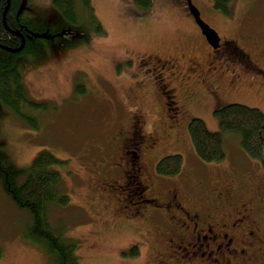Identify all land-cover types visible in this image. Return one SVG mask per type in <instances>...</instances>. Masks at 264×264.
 Returning a JSON list of instances; mask_svg holds the SVG:
<instances>
[{"label":"rangeland","instance_id":"1","mask_svg":"<svg viewBox=\"0 0 264 264\" xmlns=\"http://www.w3.org/2000/svg\"><path fill=\"white\" fill-rule=\"evenodd\" d=\"M194 1L204 19L224 39L239 36L242 31L253 33L257 24L264 22V0H235L230 4L229 16L213 8L214 0ZM92 3L105 33L89 34L90 40L87 32L63 25L53 0H23L30 16L44 27L51 25L61 36L53 40L52 34L44 31L49 50L41 49L23 62L30 97L51 106L47 112H34L40 121L39 130L29 128L0 107V145L6 162L17 171L30 165L43 151L63 162L53 169L61 173L59 188L70 200L64 207L51 205L48 215L54 228H63L66 238L76 243L79 264H154L161 247L152 246L151 236L143 234L140 225L128 223L132 211L123 209L119 214L116 209L122 206L114 200L119 198L124 204L126 193L122 189L113 191L108 184L114 172L119 171V132L131 122L133 113L147 114L150 126L158 133L165 127L164 96L157 87L159 82L153 78V84L152 78L145 76L146 71L131 61L148 59L150 55L177 59L181 72H167L164 77L169 87L182 96L188 86L187 67L193 59L203 61L208 46L201 33L188 23L180 0H153L147 12L134 0ZM78 84L84 86V95L75 93ZM192 84L203 89L195 78ZM239 89V93L225 89L222 105L203 102L182 108L184 119L176 138L165 133L162 151L181 155L184 160L181 173L172 177L183 191L186 192L185 176L191 173L216 174L220 181L227 177L241 187L245 184L242 179L264 170V156L263 160L250 158L241 146L240 134L222 132L214 115L215 110L229 103L264 112L263 85L246 82ZM205 91L204 88L200 98L207 97ZM193 118L202 119L210 131L222 134L224 159L205 163L197 156L188 132ZM157 157L155 165L164 155ZM23 179L18 175L16 181ZM31 223L30 213L13 203L0 180V264H54L43 247L27 238ZM155 228L151 235L160 237L161 230ZM134 245L140 248L137 256L129 252Z\"/></svg>","mask_w":264,"mask_h":264},{"label":"flooded vegetation","instance_id":"2","mask_svg":"<svg viewBox=\"0 0 264 264\" xmlns=\"http://www.w3.org/2000/svg\"><path fill=\"white\" fill-rule=\"evenodd\" d=\"M180 1L188 23L203 36L187 0ZM192 2L199 9L201 19L208 23L195 1ZM220 37L219 46L214 48L203 36L207 52L203 61L193 59L187 67L190 68L186 76L188 86L182 96L169 87L164 77L167 72H181L177 59L150 55L148 59L131 61L146 71L145 76L148 80L152 78L153 84V78L159 82L166 129L158 133L150 126L147 114L133 113L131 122L119 132L116 156L119 161L116 171H119L114 172L108 184L113 191L122 189L126 193L124 204L115 197L114 201L122 206L116 209L119 214L123 209L132 211L129 217L125 216L128 223L140 225L141 232L151 236L152 246L161 247L154 264H264V170L242 179L241 183L245 184L241 187L227 177L220 181L216 174L191 173L185 176V192L177 180L160 175L155 165L157 154L168 156L160 148L161 143L167 139L165 133L176 138L186 106L203 102L222 105L225 89L239 93V87L246 82L264 86V22L257 24L253 33L242 31L232 39ZM192 78L203 89L190 86ZM204 88L205 99L200 98ZM156 99L159 100L157 96ZM156 226L162 234L155 239L151 231Z\"/></svg>","mask_w":264,"mask_h":264},{"label":"trees","instance_id":"3","mask_svg":"<svg viewBox=\"0 0 264 264\" xmlns=\"http://www.w3.org/2000/svg\"><path fill=\"white\" fill-rule=\"evenodd\" d=\"M235 0H214L213 8L227 16L231 15L230 4ZM146 12L153 6V0H134ZM26 3V2H25ZM24 3V4H25ZM53 6L63 25L89 34H103L92 0H53ZM25 10L23 0H0V107L9 110L33 130L40 129V121L34 112H47L51 104L32 99L24 81V60L32 59L41 49L49 50L50 32L53 40L60 39L59 31L51 25L44 27ZM86 36V37H87ZM49 37V36H48ZM75 93H86L78 84ZM219 119L222 132H235L241 136V146L254 160L264 156V112L258 108L240 103H229L214 112ZM190 140L197 156L205 163H214L225 158L223 136L210 131L200 118H193L188 124ZM63 162L47 152H40L30 165L17 171L6 162L0 145V180L4 191L13 203L30 213L32 223L26 236L33 243L43 247L54 264H79L76 243L66 238L63 228L52 225L48 211L51 205L64 207L69 197L60 190L62 175L53 169ZM181 155L163 157L157 164V171L164 177H175L183 169ZM18 175L24 177L18 183ZM138 246L130 250L131 256L140 253Z\"/></svg>","mask_w":264,"mask_h":264},{"label":"water","instance_id":"4","mask_svg":"<svg viewBox=\"0 0 264 264\" xmlns=\"http://www.w3.org/2000/svg\"><path fill=\"white\" fill-rule=\"evenodd\" d=\"M188 6L191 14L194 16L196 23L201 28L203 35L207 38L208 42L214 47L217 48L221 41V38L216 30L210 27L201 19L200 11L192 3V0H187Z\"/></svg>","mask_w":264,"mask_h":264}]
</instances>
